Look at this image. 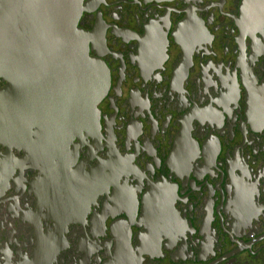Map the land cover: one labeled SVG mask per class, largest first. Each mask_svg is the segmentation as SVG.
Wrapping results in <instances>:
<instances>
[{"label":"flooded vegetation","instance_id":"af4514ba","mask_svg":"<svg viewBox=\"0 0 264 264\" xmlns=\"http://www.w3.org/2000/svg\"><path fill=\"white\" fill-rule=\"evenodd\" d=\"M82 5L99 128L0 135V264H264V0Z\"/></svg>","mask_w":264,"mask_h":264},{"label":"water","instance_id":"95a60500","mask_svg":"<svg viewBox=\"0 0 264 264\" xmlns=\"http://www.w3.org/2000/svg\"><path fill=\"white\" fill-rule=\"evenodd\" d=\"M82 11V0H0V135L14 136L31 153L40 141L63 145L99 128L97 104L109 74L88 54L77 27ZM53 113L56 120L46 119ZM46 145L47 155L53 149ZM57 150L62 156L66 148ZM68 175L59 174L60 181Z\"/></svg>","mask_w":264,"mask_h":264}]
</instances>
